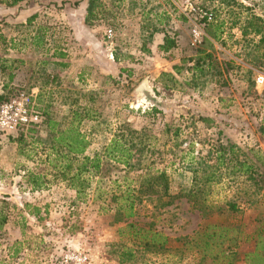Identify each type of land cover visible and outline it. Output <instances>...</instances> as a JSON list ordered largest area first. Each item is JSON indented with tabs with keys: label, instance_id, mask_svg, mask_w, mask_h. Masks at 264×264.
Here are the masks:
<instances>
[{
	"label": "rangeland",
	"instance_id": "rangeland-1",
	"mask_svg": "<svg viewBox=\"0 0 264 264\" xmlns=\"http://www.w3.org/2000/svg\"><path fill=\"white\" fill-rule=\"evenodd\" d=\"M89 3L96 6L86 22ZM203 13L212 20L202 19ZM209 23L219 28L218 40L211 37ZM194 27L202 30L197 43ZM0 31L6 41L5 48L0 46V94L8 100L19 93L31 96L42 118L37 128H28L34 133L0 130V200L9 205L0 231V264H76L74 257L80 255L90 264H119L112 253L118 246L136 251L133 264H195L189 251H177L188 249L178 239L193 236L205 223L221 224L225 215L214 211L205 220L180 197L155 209L144 197L133 218L116 222L112 200L128 183L123 177L134 179L142 172L104 165L107 170L78 196L43 161L49 138L44 122L51 118L64 124L75 105L91 109L94 120L80 125L90 140L88 156L103 149L121 122L138 131L147 128L152 137L146 165L167 169L173 196L189 185L191 173L187 154L170 163V144L161 132L166 123L181 128L178 143L185 153L194 141L193 157L205 156L219 140L239 149L238 162H250L264 174V97L255 82L264 76L257 45L264 37V0H24L14 7L0 2ZM164 37L176 44L167 53L158 49ZM205 39L212 66L206 60L200 70L193 69ZM143 82L154 99L140 87ZM20 133L25 137L18 146ZM28 172L42 174L47 185L31 190ZM196 175L202 184L204 172ZM250 183L237 173L224 176L209 197L239 207L241 232L225 243L237 253L233 264L249 262L245 255L258 241L253 232L264 230V188L256 192ZM25 204L38 207L41 220L29 215ZM129 223L167 237L170 249L157 255L139 252ZM71 225L78 227L74 233Z\"/></svg>",
	"mask_w": 264,
	"mask_h": 264
},
{
	"label": "trees",
	"instance_id": "trees-1",
	"mask_svg": "<svg viewBox=\"0 0 264 264\" xmlns=\"http://www.w3.org/2000/svg\"><path fill=\"white\" fill-rule=\"evenodd\" d=\"M22 1L24 0H0L7 7H14ZM95 6L89 3L85 18L86 22L93 19ZM34 18L35 15L30 17L28 21L32 22ZM208 27L211 37L218 40L219 35L217 32L219 28L213 26L212 23H209ZM5 42L0 31V46L2 48H5ZM257 45L264 55V37L259 39ZM205 46H210V42L206 39L200 43L196 50L197 57L193 59V69L200 70L206 60H208V66H212V61L209 62L211 55L205 53ZM175 47L176 44L172 39L164 37L163 44L158 49L163 53H167ZM9 78L11 79L12 75H9ZM7 100V96L0 94V105ZM153 112L156 111L153 109ZM92 120H94V117L91 115V109L75 105V108L70 110L69 117L64 124L51 118H47L44 122L49 138L47 140L48 148H42L43 151H46L43 161L55 172V178H59L68 189L74 190L78 196H81L85 195L86 190L90 187L91 179L102 173L104 165L106 167L122 165L126 173L141 171L142 173L134 179L127 178L126 175L123 177L128 183L120 191L121 195L112 200L116 202L114 209L115 221L121 223L133 218L138 213L137 206L142 203L144 197L155 209L158 204L160 207L169 206L174 199L185 198L188 203L202 212L205 220L214 211L220 215H225L226 218H223L219 225L205 223L204 227L196 231L191 237L179 238L178 241H184L183 245H187L188 249L184 251L178 249L177 251L182 252V254L189 251L187 256H191L195 264H205L207 259L210 260V264H233L237 253L234 248L229 244L225 245V243L231 242V235L241 232L239 231L241 226L238 217L240 216V210L234 201L219 203L209 200L212 186L219 183L224 176L231 174L235 176L237 173L239 176H245L246 182L251 181L249 186L258 192L264 188V174L250 162H238L235 154L239 152V149L233 144H224L219 140L214 144H210L205 156L193 157L192 147L194 141L190 143L188 153H185L186 151L179 148L180 144L178 143L181 128L176 124L166 123L161 132L167 137V142L170 144L168 154L173 157L170 163L174 164V159L177 157L183 161L184 155L187 154L186 164L191 173L189 185L182 187L178 195L173 196L170 194L171 179L167 169L157 170L152 169L151 165H146V154L151 151L149 145L152 137L147 128L138 131L128 123L121 122L117 132L103 146V149L92 156H88L86 150L90 146V140L86 134L81 132L80 125L83 121ZM27 132L34 133L35 130L27 129ZM24 137V134L20 133L18 138L15 139L18 146L24 142ZM212 156H214V160L211 159ZM233 160H235V163L230 166ZM199 170L204 172L201 180L202 184L198 183L200 179L196 175ZM26 179L31 190H40L47 185V181L40 173L28 172ZM131 182H135L136 185L134 186L137 187H132ZM134 193L139 195L134 196ZM7 206L9 205L6 201L0 200V231L8 221ZM25 209L36 220H41L38 207L25 204ZM128 227L133 230L131 235L134 241L137 242L139 252L157 255L170 249L167 247L170 242L169 239L151 230V228H139L134 223H129ZM77 228L76 225H71L70 232L74 233ZM253 233V237L256 236L258 241L253 252L245 255L246 258L249 257L250 259L249 262L246 260V264H264V256L262 255L264 253L260 252L264 249V230H255ZM112 253L115 254L114 256L119 264H133L138 259L136 251L132 248L118 246V249L112 251Z\"/></svg>",
	"mask_w": 264,
	"mask_h": 264
},
{
	"label": "built area",
	"instance_id": "built-area-1",
	"mask_svg": "<svg viewBox=\"0 0 264 264\" xmlns=\"http://www.w3.org/2000/svg\"><path fill=\"white\" fill-rule=\"evenodd\" d=\"M202 19L211 21L212 16L210 13H203ZM192 35L195 43L200 42L201 28L194 27ZM106 36L107 38L112 37L111 30L107 31ZM255 82L264 97V76H258ZM41 122L40 114L32 108L31 96L25 93H19L0 105V130L6 134L18 135L20 130L37 128ZM74 260H76V264H90L85 256H76Z\"/></svg>",
	"mask_w": 264,
	"mask_h": 264
},
{
	"label": "water",
	"instance_id": "water-1",
	"mask_svg": "<svg viewBox=\"0 0 264 264\" xmlns=\"http://www.w3.org/2000/svg\"><path fill=\"white\" fill-rule=\"evenodd\" d=\"M140 87L146 89V91H147L148 94H149L150 100H151V99H154V98H153V97H154V91H153L152 89H150V88L147 86L146 82H143L142 85H141ZM148 103H149V102H148Z\"/></svg>",
	"mask_w": 264,
	"mask_h": 264
},
{
	"label": "crops",
	"instance_id": "crops-1",
	"mask_svg": "<svg viewBox=\"0 0 264 264\" xmlns=\"http://www.w3.org/2000/svg\"><path fill=\"white\" fill-rule=\"evenodd\" d=\"M35 19V18H34Z\"/></svg>",
	"mask_w": 264,
	"mask_h": 264
}]
</instances>
